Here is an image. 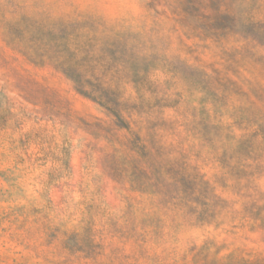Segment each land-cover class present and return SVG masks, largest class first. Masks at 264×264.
Masks as SVG:
<instances>
[{"label": "rangeland", "instance_id": "374dc122", "mask_svg": "<svg viewBox=\"0 0 264 264\" xmlns=\"http://www.w3.org/2000/svg\"><path fill=\"white\" fill-rule=\"evenodd\" d=\"M0 264H264V0H0Z\"/></svg>", "mask_w": 264, "mask_h": 264}]
</instances>
